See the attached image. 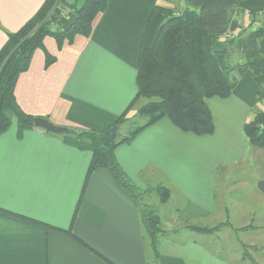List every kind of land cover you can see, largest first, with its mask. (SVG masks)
Wrapping results in <instances>:
<instances>
[{"label": "crops", "instance_id": "1", "mask_svg": "<svg viewBox=\"0 0 264 264\" xmlns=\"http://www.w3.org/2000/svg\"><path fill=\"white\" fill-rule=\"evenodd\" d=\"M44 1L0 0V49L7 32L18 31ZM82 2L65 0L69 17L61 25L71 22ZM157 6L179 14L185 1L107 0L90 37L76 36L61 50L53 37L45 38L16 84L22 110L68 129L99 131L115 122L137 94L140 48ZM262 10L264 0H242L216 49L240 41L242 63L254 61L259 55L256 29L264 22V17L254 16ZM47 54L56 58L48 68ZM238 71L240 79L230 97L208 99L215 123L212 135L183 132L164 118L115 151L136 190L149 194L151 209L167 232L159 236L158 258L143 222L142 202L122 189L106 168L95 170L86 181L92 159L88 142L74 137L65 141L39 128L26 130L20 138L18 126L1 134L0 264H236L218 255L214 235L174 228L229 222L237 234L253 219L264 221L261 179L252 199L244 193L236 200L238 206L230 207L220 188L227 172L262 159L245 126L264 111V102L254 104L258 83L250 72ZM160 188L169 192L166 202Z\"/></svg>", "mask_w": 264, "mask_h": 264}, {"label": "trees", "instance_id": "2", "mask_svg": "<svg viewBox=\"0 0 264 264\" xmlns=\"http://www.w3.org/2000/svg\"><path fill=\"white\" fill-rule=\"evenodd\" d=\"M82 1L67 26L60 23L59 0H45L18 31L7 32V42L0 49V135L10 129L13 118L17 121L20 138L26 130L36 128V117L24 112L17 102L16 84L20 75L29 70L35 51L43 49L45 38L53 37L61 50L66 44L72 45L76 36L92 35L95 21L107 7V0ZM184 1L185 8L179 14L160 6L154 8L138 58V91L117 120L99 131L69 129V135H61L65 141L74 137L81 144L86 141L91 145L92 159L86 181L95 170L106 168L137 203L142 202L141 194L116 159L115 151L120 145L132 142L142 130L164 118L183 132L212 135L215 123L208 99L230 97L239 81V69L250 72L258 85L264 84V24L256 29L259 55L254 61L242 63L240 41L228 42L224 50L216 49L219 40L228 34L242 0ZM55 60L47 54L46 68ZM141 101L143 104L133 117L143 119L144 123L135 122L130 132L122 136V126L130 121L128 115ZM245 132L252 145L264 151V111H258L246 124ZM258 186L264 194V179ZM160 192L162 202H166L168 190L160 188ZM142 215L152 240L153 254L158 258L159 236L165 232L153 209L142 204ZM222 225L193 227L192 230L211 235Z\"/></svg>", "mask_w": 264, "mask_h": 264}, {"label": "rangeland", "instance_id": "3", "mask_svg": "<svg viewBox=\"0 0 264 264\" xmlns=\"http://www.w3.org/2000/svg\"><path fill=\"white\" fill-rule=\"evenodd\" d=\"M65 8V7H64ZM66 10V9H65ZM68 12L61 11V18H68ZM240 79V77H239ZM254 104L258 105L260 102H264V84L258 85L257 84V90L254 93ZM143 104V101H141L136 107V110H132L130 114L128 115V118H131L128 123H126L121 128L122 136H126L130 130L132 129L135 122H138L139 124H143V119H137L134 118L133 115L135 114V111H137L138 107ZM253 104V105H254ZM17 126V121L15 118H13L12 125L10 128ZM86 142V141H84ZM123 145V144H122ZM121 146V145H120ZM260 160H255L250 162L249 164L245 166H240L239 168H234L231 172H227L228 179H225V183L221 182L220 188L227 194V204L230 207L234 206L233 204H236L238 206L239 201L237 203V199H241L243 194L245 193L248 197V201L252 199L253 193L257 192V185L256 181L258 179L263 180L264 179V151L259 149ZM148 172V171H146ZM146 185L149 183L148 181H145ZM227 184V186H225ZM259 184V183H258ZM235 185V186H234ZM237 185V186H236ZM244 187V188H243ZM243 188V189H242ZM220 189L219 193H222V190ZM251 194V195H250ZM142 204L150 205V208L153 206V201L149 200L150 196L148 193H143L141 195ZM157 207H161L159 202L157 201L155 203ZM156 207V206H154ZM153 208V207H152ZM238 210V208H237ZM259 212V210H257ZM171 212V211H170ZM233 214V212H232ZM231 216V215H230ZM233 218V215L231 216ZM255 218V216H254ZM222 221V220H221ZM229 223V222H228ZM224 224L222 227L219 228L218 231L213 233L212 235L215 236V239H213V245L214 248L217 250L218 255L222 258L226 257L227 260L230 262L233 260L236 264H264V238L262 239L260 236L264 237V221L258 222V219H253L245 226H240L239 231L237 234L235 232V227L233 226L230 228L227 225V222L221 223ZM220 224H217L216 226H199L196 224L188 223L184 226H176L174 230L181 231V232H195L192 230L193 227H207V228H214L217 226H220ZM160 228L162 231L167 233L163 228ZM234 256V259L232 257Z\"/></svg>", "mask_w": 264, "mask_h": 264}, {"label": "water", "instance_id": "4", "mask_svg": "<svg viewBox=\"0 0 264 264\" xmlns=\"http://www.w3.org/2000/svg\"><path fill=\"white\" fill-rule=\"evenodd\" d=\"M34 126L36 128L42 129L48 133H52L55 135H69L70 130L66 127L56 126L50 120L38 117L34 121Z\"/></svg>", "mask_w": 264, "mask_h": 264}, {"label": "built area", "instance_id": "5", "mask_svg": "<svg viewBox=\"0 0 264 264\" xmlns=\"http://www.w3.org/2000/svg\"><path fill=\"white\" fill-rule=\"evenodd\" d=\"M64 2H65V0H59V5H60V7H61V11H62V12L66 11L65 8H64V6H63V3H64ZM246 14H247L248 16H254V14H252V13L249 12V11H247ZM254 17H255L256 19H257V17H259V19H257V20H261V18L264 17V11H263V10H262V11H258V12L255 14ZM262 24H264V22H261L260 26H261Z\"/></svg>", "mask_w": 264, "mask_h": 264}]
</instances>
